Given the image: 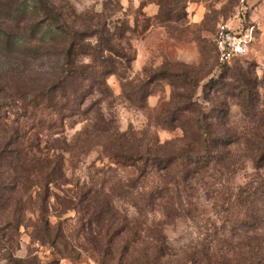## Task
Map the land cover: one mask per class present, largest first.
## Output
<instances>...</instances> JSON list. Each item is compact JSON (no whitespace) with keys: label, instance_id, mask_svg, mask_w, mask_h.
<instances>
[{"label":"trees","instance_id":"16d2710c","mask_svg":"<svg viewBox=\"0 0 264 264\" xmlns=\"http://www.w3.org/2000/svg\"><path fill=\"white\" fill-rule=\"evenodd\" d=\"M182 1L160 0L158 20L163 25L182 20L183 15L176 13ZM115 2V8H121ZM137 29V23L131 26L106 12L78 13L68 0H0V214L8 215V226L16 224L19 229L27 211H32L43 222V227H35L36 236L40 241L52 239L50 217L46 215L51 198L56 197L52 191L65 176V157L56 151L52 156L38 157L29 133L33 139L43 132L52 138L59 135L55 140L63 138L65 143L67 129L84 125L79 134L81 141L96 140L104 154L135 168L141 176L154 172L165 175V186L138 192L133 204L147 213L154 212L159 204L163 217L175 219L185 213L183 201L187 202L184 195L188 191L204 186L206 192L220 193L213 171L218 166L230 171L235 164L231 152L238 133L224 123L230 98L238 101L246 117L260 122L254 134L257 139L245 142L244 147L254 168L264 170V110L255 113L259 102L257 75L224 66L227 70L204 86L202 100L210 106L206 109L197 98L201 80L187 70H145L146 79L134 84L129 74L135 55L128 35ZM42 62L49 64V69L40 74L48 76L47 83L37 88L25 84L26 78L30 80L31 74L37 73V63ZM113 75L122 81L124 98L141 111L147 110L150 86L159 80L168 81L173 94L158 126L170 131L180 129L182 138L164 145L157 139L137 143L135 133L117 129L102 107L113 98L108 85ZM234 189V202L221 197L223 206L240 205L245 212L239 207L231 211V221L250 226L259 221V228L264 226V176L257 174ZM60 232L55 234L54 243ZM107 236L103 240L106 249L110 243ZM152 242L156 243L140 253L143 242L137 237L131 241L139 264H163L167 256L164 249L156 237ZM209 244H201L199 253L192 255L193 264H228L229 252L224 254L223 248ZM6 259L23 264L19 259ZM243 264H264V240L259 241V253Z\"/></svg>","mask_w":264,"mask_h":264},{"label":"rangeland","instance_id":"374dc122","mask_svg":"<svg viewBox=\"0 0 264 264\" xmlns=\"http://www.w3.org/2000/svg\"><path fill=\"white\" fill-rule=\"evenodd\" d=\"M68 1L78 13L106 12L131 26L137 23L136 33L128 35L135 55L129 80L134 84L145 80V70L148 73L161 68L187 70L201 80L197 98L205 109L210 106L202 100L204 86L227 70L219 64L218 27L226 23L239 34L253 29L248 54L236 58L227 67L242 68L257 75L259 102L255 113L264 110V0H183L176 12L183 15L182 20L165 25L158 20L160 0ZM108 1L113 4L109 5ZM115 1L121 8H115ZM37 66V73L24 82L36 88L47 83L48 76L40 74L49 69V64L42 62ZM108 85L113 98L102 107L106 117L113 120L122 133L132 131L137 135L136 142L145 144L157 139L164 145L182 138L180 129L170 131L158 126L159 117L173 94L168 81L159 80L150 86L146 111L138 110L124 98L122 81L117 76H110ZM227 101L229 114L224 123L238 133L231 152L235 164L230 171L221 166L213 171L220 193L206 192L204 186L188 191L193 196L184 195L188 202L183 201L185 213L175 219L163 217L159 204L149 213L138 210L133 204L138 192L165 186V175L154 172L141 176L135 168L104 154L103 148L96 146V140L81 141L79 134L84 125L67 129L65 143L63 138L55 140L59 135L52 138L43 132L33 139L29 133V141L35 146L38 157L52 156L56 152L65 157V176L52 189L56 197L51 198L46 215L50 217L52 239L42 242L36 236L35 227H43L38 214L33 216L32 211H27L22 226L16 229V224L8 226V215L2 213L0 264H16L7 257L22 260L23 264H139L136 254L132 253L131 241L135 237L143 242L138 250L140 253H145L146 246L156 243L152 242L153 237L156 241L159 239L158 244L167 255L163 264H193L192 255L198 252L201 244L208 242L209 246L213 243V248H223L224 254L229 252L228 264H243L245 259L255 256L259 253V241L264 240V226L259 228V221L251 226L231 221L229 213L240 205L236 208L223 206L221 197L232 198L230 203H233L237 194L235 187L251 181L257 174L264 176V170L258 172L254 168L244 147L245 142L257 139L254 134L258 133L260 122L246 117L236 99ZM189 202L192 205L189 206ZM58 231L61 234L54 243ZM106 236L110 238L108 249L103 246ZM139 259L144 262L142 256Z\"/></svg>","mask_w":264,"mask_h":264},{"label":"built area","instance_id":"2783aa9c","mask_svg":"<svg viewBox=\"0 0 264 264\" xmlns=\"http://www.w3.org/2000/svg\"><path fill=\"white\" fill-rule=\"evenodd\" d=\"M253 39V29L245 34L236 33L229 24H221L216 35V49L220 66L248 54Z\"/></svg>","mask_w":264,"mask_h":264}]
</instances>
